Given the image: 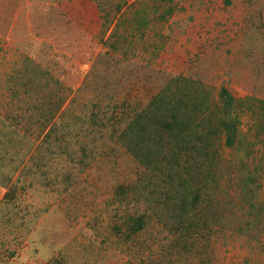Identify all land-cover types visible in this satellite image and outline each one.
Segmentation results:
<instances>
[{"label": "rangeland", "instance_id": "rangeland-1", "mask_svg": "<svg viewBox=\"0 0 264 264\" xmlns=\"http://www.w3.org/2000/svg\"><path fill=\"white\" fill-rule=\"evenodd\" d=\"M0 264H264V0H0Z\"/></svg>", "mask_w": 264, "mask_h": 264}, {"label": "trees", "instance_id": "trees-1", "mask_svg": "<svg viewBox=\"0 0 264 264\" xmlns=\"http://www.w3.org/2000/svg\"><path fill=\"white\" fill-rule=\"evenodd\" d=\"M222 94L224 95V97L227 98V102H228V103H232V102H233V97L230 95V93L228 92L227 89L223 88V89H222ZM229 141H230V142H233V137H232V135L229 136Z\"/></svg>", "mask_w": 264, "mask_h": 264}]
</instances>
